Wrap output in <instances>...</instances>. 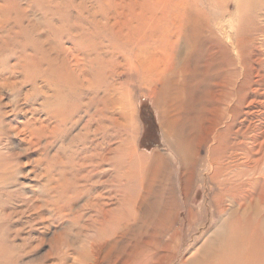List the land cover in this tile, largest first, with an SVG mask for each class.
I'll return each mask as SVG.
<instances>
[{
    "label": "bare ground",
    "instance_id": "bare-ground-1",
    "mask_svg": "<svg viewBox=\"0 0 264 264\" xmlns=\"http://www.w3.org/2000/svg\"><path fill=\"white\" fill-rule=\"evenodd\" d=\"M216 1L222 4L226 0ZM238 3V23L231 29L232 34L227 33L236 58L218 42L210 46L211 55H219L211 60L210 67L220 77V92L208 104L207 93L202 88L183 115H171L168 107L160 112L166 145L179 162L176 183L172 161L162 156L148 159L138 155L128 143L118 145L121 124L108 113V109L123 103L128 96L119 81L115 83L120 67L130 78L135 77L139 85L146 81L143 52L151 24L135 27L131 34L111 30V41L106 45L100 43L94 47L71 41V46L59 47L62 51H57L55 57L53 50L43 52L42 46L32 40L38 26L24 27L25 16L20 17L13 5L0 13L1 24H6L12 13L17 15L18 22L17 30L5 28L0 32V81L1 77L5 80L0 82V90L17 93L26 84L32 86L30 94L25 92L24 108L20 107V113L31 117L17 122L13 131L22 135L23 143L42 149L60 143L62 156L55 162L58 177L54 167L47 169V174L54 176L51 177L54 194H50L51 201L46 199L45 205L55 219H69L74 225L83 219V211L91 212L87 224L77 234V240L90 239L86 233L91 230V241L86 238V243L74 250L84 262L90 255L88 248L94 250L102 240L117 238L120 233L123 237L133 234L141 237L149 231L162 235L169 216L177 208L178 187L181 186L188 202L191 181L188 174L196 173L202 165L219 189L215 206L221 219L212 236L186 264H264V130L259 117L253 127L246 126L255 117L256 107L264 110V101H260L264 94L258 89L264 84V77L253 81L245 49L253 34L260 31L264 37V28L257 25L260 7L257 0ZM31 4L32 1L29 7ZM62 27L67 25L56 29V37L63 36ZM175 36L180 38L178 30ZM252 83L256 85L253 89ZM85 89L89 92L84 93ZM165 94L160 103L166 100ZM110 101L114 106L108 105ZM168 102H163V106ZM81 112L89 115L82 128L84 135L70 139L71 130L81 122ZM202 147L206 149L205 155ZM1 160L0 157V182L8 172ZM151 163L155 164L150 166ZM83 197L85 200L80 204ZM111 201H116L114 208L109 205ZM189 216L191 220V210ZM179 234L174 233L173 240L161 247V253L145 254L140 264H161L166 257L162 254L173 250Z\"/></svg>",
    "mask_w": 264,
    "mask_h": 264
},
{
    "label": "rangeland",
    "instance_id": "rangeland-1",
    "mask_svg": "<svg viewBox=\"0 0 264 264\" xmlns=\"http://www.w3.org/2000/svg\"><path fill=\"white\" fill-rule=\"evenodd\" d=\"M31 1L33 5L29 7ZM239 1L226 0L221 4L216 0H0V13L13 5L20 17L25 16V22L22 20L24 27H31L33 24L38 26L39 29L31 36L32 40L42 46L43 52L53 50L55 57L61 49L59 47H69L71 41L94 47L100 43L106 45L111 41V30L131 34L135 27H148L151 24L143 52L146 81L139 85L135 77L130 78L128 72L120 67L115 83L119 81L121 89L128 92V98L108 109V113L121 124L118 128L121 130L118 145L128 143L138 155L148 159L162 156L164 160L172 161L171 170L176 183L180 174L179 162L166 145L160 125V112L168 107L171 115H183L202 88L207 93L208 104L220 92V77L210 67L211 60L218 59L219 55L213 57L210 46L218 42L236 58L227 33L232 34L231 29L238 23ZM257 1L260 6L257 25L264 28V0ZM16 17L12 13L6 24L0 23V32L5 28L17 30ZM61 25H67L62 27V31L68 36H55ZM177 30L181 35L179 39L175 36ZM245 49L253 81L262 79L264 37L260 35V31L252 35ZM132 78L134 79L131 80ZM4 81L1 77L0 82ZM29 85L30 83L26 84L17 93L10 89L0 90V157L1 162L6 163L8 171L6 179L0 182V264H140L139 261L145 254L161 253V247L173 240L172 236L176 232L180 233L176 244L170 253L162 254L166 257L161 264H186L196 249L212 236L221 219L215 206L219 189L211 182L207 168L199 165L196 173L191 176L188 174L191 177L188 202L181 186L178 187L175 195L177 208L169 216L162 235L149 231L141 237L136 234L123 237L120 233L117 238L102 240L103 243L101 241L97 244L94 250L88 248L90 255L84 262L74 250L86 243L88 238L80 237L82 241L79 243L75 241L79 240L78 231L87 224L91 212L83 211V219L79 225H74L69 219H55L54 214L48 212L50 208L45 205L48 200L51 201L50 194H54L51 192V179L54 176L51 178L47 169L54 167L55 176L58 177L59 168L56 163L62 156L60 143L54 142L51 147L42 149L41 146L23 143L22 135H16L13 131L17 122L31 117L30 114L25 117L20 113L21 108H24L25 92L29 91L30 94L32 90ZM250 86L253 89L256 85L252 83ZM39 87L43 90L41 82ZM258 89L260 94H264V84L261 83ZM88 92L89 90H84V93ZM164 93L166 100L163 102L169 101L166 106H163V102L160 103ZM250 94L251 92L248 93L249 104ZM16 97L19 99L15 103ZM260 101H264V97H260ZM108 105L114 106L111 101ZM254 110L255 117L246 126L253 127L259 117L262 121L260 126L264 130V115L259 114L264 110L259 106ZM80 119L79 125L71 130L70 139L84 135L82 128L89 115L81 112ZM202 152L205 155V147H202ZM53 163L55 165L52 166ZM153 164L155 163L150 166ZM46 190L48 191L45 192ZM83 199L85 200L83 197L79 201L80 204ZM115 203L116 201L109 202L110 207L114 208ZM225 207L228 208V205L225 204ZM190 210L193 213L191 220ZM89 231L86 234L91 239L93 232Z\"/></svg>",
    "mask_w": 264,
    "mask_h": 264
}]
</instances>
